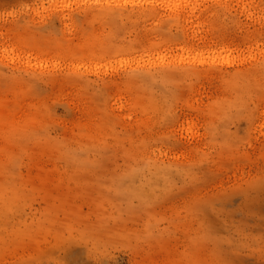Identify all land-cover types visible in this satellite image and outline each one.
I'll list each match as a JSON object with an SVG mask.
<instances>
[{
	"label": "rangeland",
	"instance_id": "obj_1",
	"mask_svg": "<svg viewBox=\"0 0 264 264\" xmlns=\"http://www.w3.org/2000/svg\"><path fill=\"white\" fill-rule=\"evenodd\" d=\"M0 264H264V0H0Z\"/></svg>",
	"mask_w": 264,
	"mask_h": 264
}]
</instances>
